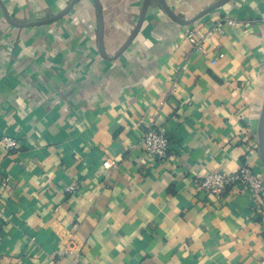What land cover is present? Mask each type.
<instances>
[{
	"label": "crops",
	"instance_id": "1",
	"mask_svg": "<svg viewBox=\"0 0 264 264\" xmlns=\"http://www.w3.org/2000/svg\"><path fill=\"white\" fill-rule=\"evenodd\" d=\"M72 1L2 0L17 24L0 4V264H264V187L196 182L264 176V0H77L32 23Z\"/></svg>",
	"mask_w": 264,
	"mask_h": 264
},
{
	"label": "built area",
	"instance_id": "2",
	"mask_svg": "<svg viewBox=\"0 0 264 264\" xmlns=\"http://www.w3.org/2000/svg\"><path fill=\"white\" fill-rule=\"evenodd\" d=\"M227 23L232 26H240L241 22L237 19H229ZM221 22L215 26V29L219 32H223ZM187 38L191 44H193L195 51L208 52L205 48V44L201 39L196 37L194 31H190ZM224 53L220 52L218 57H223ZM217 62V58L213 60V63ZM3 144L8 150H12L16 147V140L13 137L5 136ZM170 135L164 130H155L149 128L142 137L140 146L147 152L150 159L165 158L168 155L170 149ZM116 165V160L106 159L103 161L104 168H111ZM198 189L207 194L213 196H220L228 189H236L240 191L249 190L254 198L260 199L263 187L264 176L262 172L254 168L248 161L241 164L236 170L231 172L214 170L209 171L204 175H196Z\"/></svg>",
	"mask_w": 264,
	"mask_h": 264
},
{
	"label": "water",
	"instance_id": "3",
	"mask_svg": "<svg viewBox=\"0 0 264 264\" xmlns=\"http://www.w3.org/2000/svg\"><path fill=\"white\" fill-rule=\"evenodd\" d=\"M77 0H73L70 4V6L67 8V10H65V12L61 13V14H58L57 16H53V17H50V18H47L45 20H41V21H38V22H32V23H40V22H49V21H52V20H55L57 18H60L63 14H65L66 12H68L70 10V8L72 7V5L74 4V2H76ZM148 1L149 0H146L145 1V6H144V10L146 9L147 5H148ZM229 0H219L218 2H216L215 4H213L211 7H209L207 10H205L203 13L205 12H208L210 11L211 9L227 2ZM0 4L2 5V8L4 10V13H5V16L7 17V19L12 22L13 24H17V22H15L11 16L9 15V13L7 12V10L4 8L3 6V3H2V0H0ZM169 13L171 14V16L173 18H175L176 20H178L179 22H181V20L171 11H169ZM144 14L145 12L143 11V14L140 18V21L136 27V29L134 30L133 34L130 36V38L127 40V42L122 46L119 54L124 51L128 45L131 43V41L133 40V38L136 36L138 30L140 29V26H141V23H142V20H143V17H144ZM19 25H25V24H19ZM100 45H101V50L103 51V29H102V19H101V32H100ZM118 54V55H119ZM258 144H259V152H260V156H261V159L262 161L264 162V104H263V108H262V112H261V120H260V124H259V128H258Z\"/></svg>",
	"mask_w": 264,
	"mask_h": 264
}]
</instances>
